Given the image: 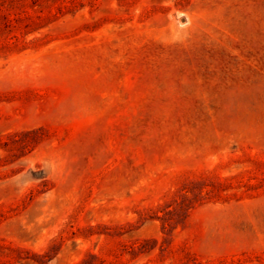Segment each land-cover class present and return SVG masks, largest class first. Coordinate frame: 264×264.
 <instances>
[{
    "label": "rangeland",
    "instance_id": "374dc122",
    "mask_svg": "<svg viewBox=\"0 0 264 264\" xmlns=\"http://www.w3.org/2000/svg\"><path fill=\"white\" fill-rule=\"evenodd\" d=\"M0 264H264V0H0Z\"/></svg>",
    "mask_w": 264,
    "mask_h": 264
}]
</instances>
